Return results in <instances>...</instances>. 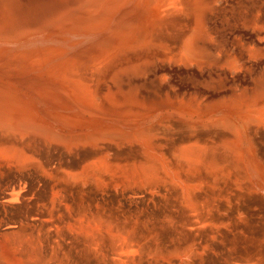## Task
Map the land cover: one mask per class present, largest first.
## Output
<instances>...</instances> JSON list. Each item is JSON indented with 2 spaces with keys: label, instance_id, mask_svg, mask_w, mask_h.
I'll return each instance as SVG.
<instances>
[{
  "label": "bare ground",
  "instance_id": "1",
  "mask_svg": "<svg viewBox=\"0 0 264 264\" xmlns=\"http://www.w3.org/2000/svg\"><path fill=\"white\" fill-rule=\"evenodd\" d=\"M151 1L161 22L191 13L202 24V0ZM199 35L194 28L182 42L189 59ZM71 92L89 116L81 122L94 129L53 132L20 118L0 95V264H264V230L255 235L264 217L255 222L248 205L264 189V160L244 149L264 132V111L241 113L264 97L260 89L237 94L206 121L232 138L189 134L191 142L171 146V158L152 147L151 126L126 132L96 121L130 107L131 96Z\"/></svg>",
  "mask_w": 264,
  "mask_h": 264
},
{
  "label": "rangeland",
  "instance_id": "2",
  "mask_svg": "<svg viewBox=\"0 0 264 264\" xmlns=\"http://www.w3.org/2000/svg\"><path fill=\"white\" fill-rule=\"evenodd\" d=\"M152 3L0 0V95L20 118L31 116L62 135L94 129L81 122L89 116L71 99L76 86L95 88L99 100L108 91L118 100L131 96L130 107L119 105L117 115L96 121L126 132L151 126L152 147L170 158L173 144L192 141L189 134L200 142L232 138L219 126L205 125L237 94L264 93V0H202L199 28L191 13L159 21ZM194 28L200 31L197 54L189 59L182 42ZM259 111L264 97L241 113L257 118ZM188 112L193 117L185 122ZM262 133L244 149L264 160ZM89 154L82 166L91 161ZM263 200L261 188L248 203L255 222L264 217ZM262 223L256 224L258 237Z\"/></svg>",
  "mask_w": 264,
  "mask_h": 264
}]
</instances>
